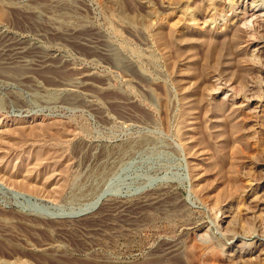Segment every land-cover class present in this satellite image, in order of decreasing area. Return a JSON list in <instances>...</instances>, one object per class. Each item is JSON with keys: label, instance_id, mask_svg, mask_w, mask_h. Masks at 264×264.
<instances>
[{"label": "rangeland", "instance_id": "374dc122", "mask_svg": "<svg viewBox=\"0 0 264 264\" xmlns=\"http://www.w3.org/2000/svg\"><path fill=\"white\" fill-rule=\"evenodd\" d=\"M3 1L0 264H264V0Z\"/></svg>", "mask_w": 264, "mask_h": 264}, {"label": "bare ground", "instance_id": "6f19581e", "mask_svg": "<svg viewBox=\"0 0 264 264\" xmlns=\"http://www.w3.org/2000/svg\"><path fill=\"white\" fill-rule=\"evenodd\" d=\"M6 2V1H5ZM3 0H0V19H2L4 16H5V14H7L8 13V11L9 10H11L13 7V5L12 4H10V3H12V1L11 2H9V3H5ZM182 4H183V2H181ZM215 3H217V2H215ZM182 4H180L179 6H177V8L176 9H179V10H181V11H179V12H182L183 14H184V18H177V19H179L178 21L179 22H195L196 21V19H197V17L198 16H200L201 14V9H199L198 8V10H196L195 8H190V5L189 6H187V7H185L184 8V6L185 5H182ZM176 5V4H175ZM211 5V4H210ZM212 6V5H211ZM211 6H208V7H210L211 8ZM215 6V5H214ZM4 7H6L7 9L6 10H4ZM47 8V7H46ZM174 8V7H173ZM210 8H208V9H210ZM133 9V8H132ZM134 10V9H133ZM215 8L213 7V12H212V16H214L215 14ZM13 11V10H12ZM28 11V10H27ZM26 11V12H27ZM57 11V10H56ZM137 11V10H136ZM178 11V10H177ZM202 11H204V10H202ZM205 11H206V9H205ZM212 11V10H211ZM45 12V11H44ZM55 12V11H54ZM65 12V11H64ZM208 12H210V10L208 11ZM64 14V13H63ZM198 14H200V15H198ZM11 15V14H10ZM69 15V14H68ZM7 16V15H6ZM47 16V15H46ZM48 16L49 17H51V14L49 15L48 14ZM53 16H56V14L54 15V13H53ZM222 16V15H221ZM9 17V16H8ZM57 17H58V14H57ZM64 17V16H63ZM182 17V16H181ZM204 17V16H203ZM207 17H209V16H207ZM218 17V16H217ZM216 17V18H217ZM211 18V17H210ZM215 18V17H214ZM63 19V18H62ZM68 19V18H67ZM66 19V20H67ZM76 19V18H75ZM124 19H126V22L128 21V23H132V24H136L137 22H140V23H145V25H143V27L145 26H147L146 25V22H147V17L145 18H143V19H141V18H139V17H137L136 16V14L134 13V12H131V14H129L128 16H125V18ZM218 19V18H217ZM3 20V19H2ZM56 20H57V18H56ZM211 20V19H210ZM58 21H60V19L58 20ZM72 21V20H71ZM150 22V21H149ZM50 23V22H49ZM63 23V22H62ZM52 24V23H51ZM139 24V23H138ZM182 25L180 26V27H182L183 26V23H181ZM185 25V24H184ZM141 26H142V24H141ZM178 26V27H179ZM236 32V31H235ZM237 33V32H236ZM235 36H236V34H235ZM93 43V42H92ZM19 49V48H18ZM7 51V52H6ZM19 51H20V49L19 50H17V48H15L14 46H10V47H8V49L7 50H5V48L3 49V50H1L0 49V57H1V55H3V56H8L9 54V56L8 57H10L11 55H13V54H18L19 53ZM115 60V59H114ZM24 61V60H23ZM30 61V60H29ZM5 59H3V63L2 64H4L5 65ZM26 62V61H25ZM116 62L118 63V64H120V63H122V61L120 60V59H117L116 58ZM32 63V65L35 63V61H33V62H30V64ZM28 65V64H27ZM0 66H1V64H0ZM24 74V73H23ZM12 75V74H11ZM71 85L72 84H75V85H73V87L74 86H76V85H78L79 84V81H78V79H75V80H72L71 81V83H70ZM69 85V84H68ZM44 125V124H43ZM33 127V126H32ZM8 128V127H7ZM48 128V127H47ZM40 129V128H39ZM12 130V129H11ZM10 130V131H11ZM52 130H54V128L52 129L51 128V132H52ZM38 131V130H37ZM45 131V130H44ZM49 131H50V127H49ZM57 131V130H56ZM2 132V131H1ZM12 132V131H11ZM10 132V133H11ZM24 132H25V129H24ZM23 132V129H22V133H21V130H20V132H19V134H23L24 133ZM28 132V131H27ZM27 132H26V134H27ZM42 132V131H41ZM32 133V132H31ZM62 133V132H61ZM66 133V132H65ZM14 134V133H13ZM17 134H18V131H17ZM17 134H15V136L17 135ZM18 134V135H19ZM25 133H24V136L26 135ZM69 134V133H68ZM38 135V134H37ZM41 135V134H40ZM10 136V135H9ZM20 136V138H18ZM19 136H16L17 137V140H22V138H21V136L22 135H19ZM43 136V135H42ZM41 136V137H42ZM6 137H7V135H6ZM13 138V137H12ZM25 138V137H24ZM23 138V139H24ZM51 138V137H50ZM58 138V137H57ZM7 139H9L8 137H7ZM46 139V138H45ZM12 140V139H11ZM62 141V140H61ZM64 141V140H63ZM12 142H14V140L12 141ZM20 142V141H19ZM2 143V142H1ZM17 143V142H16ZM21 143V142H20ZM12 144V143H11ZM14 144V143H13ZM17 145H18V143H17ZM23 145V144H22ZM16 146V145H15ZM127 148V147H126ZM5 151V150H4ZM118 151H120V150H118ZM121 152V151H120ZM125 152V151H124ZM27 153V152H26ZM37 153H39L38 151L35 153V154H37ZM7 154V153H6ZM51 154H52V152H51ZM118 154V153H117ZM2 156V155H1ZM18 156V155H17ZM43 156V155H42ZM42 156L39 154V155H36V156H34L35 157V161L34 160H32L33 161V163H34V165H32V166H34V167H38V166H41L42 164V162H43V158H42ZM50 156V155H49ZM3 157H4V155H3ZM42 158V159H41ZM47 158V157H46ZM4 159V158H3ZM2 159V160H3ZM0 160H1V158H0ZM42 160V161H41ZM15 162V161H14ZM5 164L3 163V161H0V170H2V168L3 167H5L4 166ZM54 166V165H53ZM7 167V166H6ZM27 168V167H26ZM99 170V169H98ZM2 171H8L7 170V168H5L4 170H2ZM105 170L103 169V170H99V171H97V173L96 172H94L92 175L93 176H98L99 178L101 177V176H104V175H102L103 174V172H104ZM31 172V171H30ZM8 173V172H7ZM6 173V174H7ZM32 173V172H31ZM1 174V173H0ZM3 174V173H2ZM5 174V173H4ZM13 174V173H12ZM25 174V173H24ZM28 174H29V172H28ZM50 174V173H49ZM30 175V174H29ZM9 176V175H8ZM15 176V175H14ZM31 176V175H30ZM96 176V177H97ZM19 177V176H18ZM22 177H23V175H22ZM29 177V176H28ZM10 178H11V176H10ZM12 179V178H11ZM10 179V180H11ZM16 179H18V178H16ZM20 179V178H19ZM22 179V178H21ZM102 179H104V178H102ZM13 180H15L14 178H13ZM18 181V180H17ZM19 182V181H18ZM26 180H24V181H22V183H20L19 182V185H21L23 188H27L28 187V185L26 184ZM29 182H30V180H29ZM41 184V183H40ZM15 186V185H14ZM95 188V187H94ZM33 189V188H32ZM58 194V193H57ZM103 197V195L102 196H99L98 198H96L94 201H92V202H89L88 204H86L84 207H82V209H80L78 212H76V213H70V214H68L67 216L68 217H77V216H81L82 214H86V213H88V212H92V210H94L96 207L98 208L99 207V205H100V203H99V200L101 199ZM100 202H101V200H100ZM98 203H99V205H98ZM96 208V209H97ZM95 209V210H96ZM94 210V211H95ZM3 213H1L0 214V222L1 221H3V220H6V221H8V219L5 217V215H2ZM7 216V215H6ZM58 217H61V216H64L63 214L62 215H57ZM11 218V217H10ZM23 261V260H22Z\"/></svg>", "mask_w": 264, "mask_h": 264}]
</instances>
